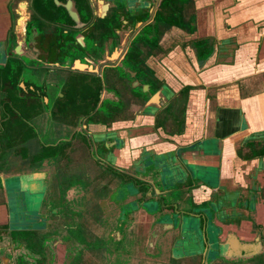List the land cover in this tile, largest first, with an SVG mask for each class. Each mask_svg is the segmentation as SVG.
Masks as SVG:
<instances>
[{
	"label": "crops",
	"instance_id": "crops-1",
	"mask_svg": "<svg viewBox=\"0 0 264 264\" xmlns=\"http://www.w3.org/2000/svg\"><path fill=\"white\" fill-rule=\"evenodd\" d=\"M9 1L0 0V48L10 28ZM99 1L107 6L104 12L115 9L124 31L129 28L126 40L132 35L149 42L157 39V51L144 42L138 46L142 57L151 54L146 64L161 76L152 83L172 105L163 112L167 107L160 110L162 104L151 102L146 115L141 101L127 105L126 96V110L116 114L112 125H92L94 143L118 150H109L102 160H109L112 169L132 168L138 180L154 188L152 196L148 191L145 197H131L119 190L97 200L103 225L113 226L120 208L136 207L126 244L133 257L143 258L151 237L158 255L180 252L171 240L206 217V225L215 237L221 235L220 240L233 233L225 255L237 256L239 241L255 242L254 225L264 228V157L244 161L237 156L238 149L251 153L264 141V0H91L96 13ZM162 3L168 4L164 10ZM160 13L170 26L157 21ZM107 80L103 93L109 102L117 97L114 89L124 87L117 79ZM150 93H145L146 100ZM251 141L252 148L246 145ZM41 169L25 179L30 189L23 195L26 210L34 216L49 182ZM21 181L11 180L10 187L22 186ZM6 187L0 176V219L9 208ZM91 195L95 198L93 191ZM164 205L168 209L162 211ZM38 225V220L27 225L38 230L34 236L41 230ZM261 234L264 238V231ZM37 243L32 245L38 248Z\"/></svg>",
	"mask_w": 264,
	"mask_h": 264
},
{
	"label": "flooded vegetation",
	"instance_id": "flooded-vegetation-1",
	"mask_svg": "<svg viewBox=\"0 0 264 264\" xmlns=\"http://www.w3.org/2000/svg\"><path fill=\"white\" fill-rule=\"evenodd\" d=\"M10 2V28L0 48V176L9 197L0 223V264H262L261 225H254L255 242H245L243 248L238 242L237 256L230 257L219 253L212 228L213 237L203 246L200 219L171 240L181 253L158 255L154 237L143 258L129 253L126 241L136 207L120 208L113 226L105 227L96 201L119 190L131 197H145L148 191L152 196L153 184L138 180L132 168L112 169V163L103 160L109 150H118L94 143L90 133L92 125H112L116 114L134 102L141 101L143 112L150 115L152 104L145 95L158 91L152 79L161 77L146 64L151 54L135 56L136 38L126 40L129 28L122 29L117 15L107 28L110 12H103L102 1L98 13L91 0ZM107 79H117L124 87L114 89L117 97L110 103L103 93ZM126 79H132L131 85ZM168 105H160V110L172 109ZM38 168L49 182L34 216L26 210L23 195L30 193L25 179L38 175ZM14 179L23 185L10 187ZM164 207L162 211L168 209ZM35 220L41 227L38 236V230L27 227ZM35 240L38 248L32 245ZM195 242L198 248L192 250Z\"/></svg>",
	"mask_w": 264,
	"mask_h": 264
},
{
	"label": "water",
	"instance_id": "water-1",
	"mask_svg": "<svg viewBox=\"0 0 264 264\" xmlns=\"http://www.w3.org/2000/svg\"><path fill=\"white\" fill-rule=\"evenodd\" d=\"M105 6H104V8L106 9V4H104ZM104 9V10H105ZM114 8H111L110 10L109 9H107V12H108V10H109V12L111 13V10H113ZM104 10H103V12H104ZM4 27V26H3ZM3 29L0 27V31H2ZM18 30H19V28H18ZM0 42H1V40H0ZM131 85V84H130ZM132 86L133 87H136V82H134L133 84H132ZM144 89H147V86L146 87H144ZM149 100H148V102H153V103H155V104H157L158 102L160 103V104H165L166 102L164 101V98H163V96H162V94H161V92H160V90H158L157 92H155L154 94H153V96H150L149 98H148ZM147 105H149V103H147ZM158 105V104H157ZM161 107V106H160ZM160 109V108H159ZM139 200H141L142 201V198H140ZM165 200V198L164 197H161V200H159L162 204H165V203H163V201ZM144 212H145V210H144ZM204 220H202V223H203V226H204V239H203V246H206L207 244H209V241H210V238H209V231H210V229H209V226H207L206 224H207V222L209 221V218H206V217H204L203 218ZM220 231H222V230H220ZM183 232V231H182ZM219 232V229L217 230V233ZM221 234V233H220ZM221 236V235H220ZM220 236H218V237H216L217 238V240H218V242H217V244H218V247H217V249H218V251H219V253L221 254V255H224V253H226V249H227V245H228V239H229V237L231 236V237H234V235H233V233H230V234H228V236L226 235L225 237H224V239H222V240H220L219 238H220ZM233 239H236V238H233ZM237 240V239H236ZM239 243H240V245H241V248H243L244 246H245V242H243V241H239ZM198 243H194L193 244V246L191 247V249L192 250H196L197 248H198Z\"/></svg>",
	"mask_w": 264,
	"mask_h": 264
},
{
	"label": "trees",
	"instance_id": "trees-1",
	"mask_svg": "<svg viewBox=\"0 0 264 264\" xmlns=\"http://www.w3.org/2000/svg\"><path fill=\"white\" fill-rule=\"evenodd\" d=\"M165 5H168V4H164V3H162V4H161V9L164 10ZM115 18H116V13H115V9H113V10H111V13H110V19H109L108 23H106V24H107V28H110V24H111V22H115V21H116ZM156 19H157V21L162 22L163 24H165V25H167V26H170V23H168L167 17H165L162 13H160V15H159ZM109 23H110V24H109ZM116 23H118V22H116ZM107 28H106V29H107ZM105 31H108V29L105 30ZM106 33H107V32H106ZM143 42H144L145 44L150 45L151 47H153L156 51L159 49V48H158V45H157V39L149 42V41L142 40V39H140V38H136V42H134V43H135V46H136V50H137V51L135 52V56L141 55V51H140V48H139L138 45H139L140 43H143ZM188 90H189V89H186V90H184V92H187V93H188ZM246 145H247V146H250V148L253 147V146H252V145H253L252 141H251V142H247ZM250 151H251V150H250ZM237 156H238L240 159L244 160V161L249 160V159L252 158L253 156H255V157H259V158L264 157V141H262V145H261V147H260L259 149H256V148L254 149V148H253V151H251V153L242 154L241 149H238V150H237Z\"/></svg>",
	"mask_w": 264,
	"mask_h": 264
},
{
	"label": "rangeland",
	"instance_id": "rangeland-1",
	"mask_svg": "<svg viewBox=\"0 0 264 264\" xmlns=\"http://www.w3.org/2000/svg\"><path fill=\"white\" fill-rule=\"evenodd\" d=\"M15 2H17V1H19V0H14ZM9 6H13V3L11 4V2L9 1V3H8V9H9ZM10 23V22H9ZM10 25V24H9ZM116 82H118L117 80H116ZM112 246L113 247H115V248H117V243L116 242H114L113 244H112Z\"/></svg>",
	"mask_w": 264,
	"mask_h": 264
},
{
	"label": "bare ground",
	"instance_id": "bare-ground-1",
	"mask_svg": "<svg viewBox=\"0 0 264 264\" xmlns=\"http://www.w3.org/2000/svg\"><path fill=\"white\" fill-rule=\"evenodd\" d=\"M22 27H21V24H20V28H19V31H21L20 29H21Z\"/></svg>",
	"mask_w": 264,
	"mask_h": 264
}]
</instances>
